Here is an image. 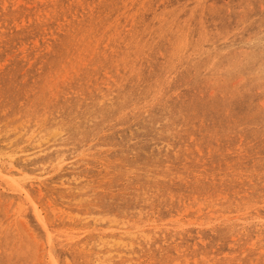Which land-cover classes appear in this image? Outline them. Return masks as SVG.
Returning a JSON list of instances; mask_svg holds the SVG:
<instances>
[{
  "label": "rangeland",
  "instance_id": "1",
  "mask_svg": "<svg viewBox=\"0 0 264 264\" xmlns=\"http://www.w3.org/2000/svg\"><path fill=\"white\" fill-rule=\"evenodd\" d=\"M0 175V264H264V0H0Z\"/></svg>",
  "mask_w": 264,
  "mask_h": 264
},
{
  "label": "bare ground",
  "instance_id": "2",
  "mask_svg": "<svg viewBox=\"0 0 264 264\" xmlns=\"http://www.w3.org/2000/svg\"><path fill=\"white\" fill-rule=\"evenodd\" d=\"M1 177H2V175H0ZM8 179V178H7ZM11 181V180H10ZM51 245H53V244H51ZM51 258H53V257H51ZM51 260V259H50ZM52 263H54V264H59V262L56 260H54V261H52Z\"/></svg>",
  "mask_w": 264,
  "mask_h": 264
}]
</instances>
